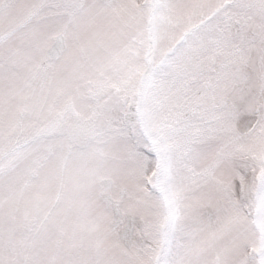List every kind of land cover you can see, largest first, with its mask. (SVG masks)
Returning <instances> with one entry per match:
<instances>
[{
	"label": "snow or ice",
	"instance_id": "6c2138e0",
	"mask_svg": "<svg viewBox=\"0 0 264 264\" xmlns=\"http://www.w3.org/2000/svg\"><path fill=\"white\" fill-rule=\"evenodd\" d=\"M0 264H264V0H0Z\"/></svg>",
	"mask_w": 264,
	"mask_h": 264
}]
</instances>
